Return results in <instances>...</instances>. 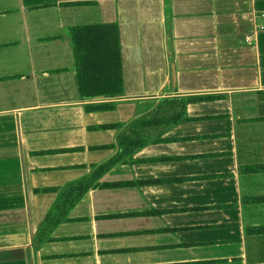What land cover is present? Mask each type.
I'll return each instance as SVG.
<instances>
[{
	"label": "crops",
	"instance_id": "obj_1",
	"mask_svg": "<svg viewBox=\"0 0 264 264\" xmlns=\"http://www.w3.org/2000/svg\"><path fill=\"white\" fill-rule=\"evenodd\" d=\"M262 12L0 0V264H264ZM100 24L119 28L124 95L87 100L71 29Z\"/></svg>",
	"mask_w": 264,
	"mask_h": 264
},
{
	"label": "trees",
	"instance_id": "obj_2",
	"mask_svg": "<svg viewBox=\"0 0 264 264\" xmlns=\"http://www.w3.org/2000/svg\"><path fill=\"white\" fill-rule=\"evenodd\" d=\"M73 55L79 95L83 99L93 100L96 98H118L124 95L123 76L121 67V47L119 40V28L117 24H100L74 27L71 29ZM181 99L180 101H182ZM197 98H186L184 105L196 101ZM93 110H114L113 104H105L93 107ZM90 110V108H87ZM181 117L173 124L186 121ZM118 125L99 126L91 129L114 130ZM134 127L131 123L127 126L130 130ZM125 149V148H124ZM127 155L126 151L125 154ZM128 162H132V155ZM119 158L106 162L97 168L99 172H105L118 163ZM77 190L74 199L70 200L66 209L74 205L75 201L84 193L78 186L71 187Z\"/></svg>",
	"mask_w": 264,
	"mask_h": 264
},
{
	"label": "built area",
	"instance_id": "obj_3",
	"mask_svg": "<svg viewBox=\"0 0 264 264\" xmlns=\"http://www.w3.org/2000/svg\"><path fill=\"white\" fill-rule=\"evenodd\" d=\"M262 15H264V12H262ZM260 29H261V30H264V28H263V27H261Z\"/></svg>",
	"mask_w": 264,
	"mask_h": 264
},
{
	"label": "water",
	"instance_id": "obj_4",
	"mask_svg": "<svg viewBox=\"0 0 264 264\" xmlns=\"http://www.w3.org/2000/svg\"><path fill=\"white\" fill-rule=\"evenodd\" d=\"M96 99H102V98L100 97V98H96Z\"/></svg>",
	"mask_w": 264,
	"mask_h": 264
}]
</instances>
